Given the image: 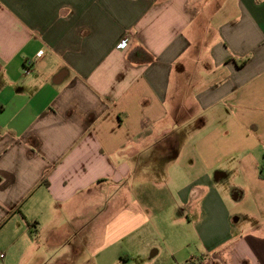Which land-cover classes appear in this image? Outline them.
Returning <instances> with one entry per match:
<instances>
[{"label":"crops","instance_id":"obj_1","mask_svg":"<svg viewBox=\"0 0 264 264\" xmlns=\"http://www.w3.org/2000/svg\"><path fill=\"white\" fill-rule=\"evenodd\" d=\"M167 215L199 255L130 246ZM80 223L99 264H264V0H0V264Z\"/></svg>","mask_w":264,"mask_h":264},{"label":"rangeland","instance_id":"obj_2","mask_svg":"<svg viewBox=\"0 0 264 264\" xmlns=\"http://www.w3.org/2000/svg\"><path fill=\"white\" fill-rule=\"evenodd\" d=\"M169 215H167V219L165 220V222H159V220H157L156 218L154 219V222L151 221L150 223H147L145 226H143V228L141 229L142 235L138 238V242L135 245L130 246H139V248L145 246L147 248L152 247V249L158 248L159 254L156 258H159L160 260L162 259L164 262H171L174 259H183L185 256L189 258L191 255H199V243H197V238H189L191 240L189 244H187V242L184 243V240L179 241L177 235L183 230V228L181 229L180 224L170 220L168 217ZM89 229L90 227L87 223H80L79 227H74L72 224L69 225L66 231L67 238L64 242L65 245H58L55 249L56 251L53 254L54 257L57 256L59 258L58 263L66 262L68 264H99L97 253H93V242L91 240L86 242L82 252L77 255L73 254L74 247L78 242H80L81 238L84 237V235H87ZM161 233H169L170 237L167 238L166 245L162 241L164 235H162ZM94 241L96 243L99 242L98 238ZM167 245L171 249L170 251H172L170 252L171 254L167 253L165 247ZM120 246L129 247L128 244H126L124 241ZM44 249L45 244L43 245V253L37 255L38 260L36 264H54L55 261L50 260L48 249ZM39 255H42V257L40 258ZM133 258L134 259L130 264H139V260H137L138 256H134ZM102 259L106 264L114 263L112 253L103 255Z\"/></svg>","mask_w":264,"mask_h":264},{"label":"built area","instance_id":"obj_3","mask_svg":"<svg viewBox=\"0 0 264 264\" xmlns=\"http://www.w3.org/2000/svg\"><path fill=\"white\" fill-rule=\"evenodd\" d=\"M127 38H123L119 41V43L116 45L117 48H123L126 45ZM29 70V64H27L25 68V72H28Z\"/></svg>","mask_w":264,"mask_h":264},{"label":"trees","instance_id":"obj_4","mask_svg":"<svg viewBox=\"0 0 264 264\" xmlns=\"http://www.w3.org/2000/svg\"><path fill=\"white\" fill-rule=\"evenodd\" d=\"M197 263H199L198 261H196V260H193L192 258H190V259H188V260H186L184 263H182V264H197Z\"/></svg>","mask_w":264,"mask_h":264}]
</instances>
